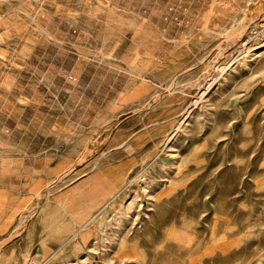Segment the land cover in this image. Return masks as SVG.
I'll use <instances>...</instances> for the list:
<instances>
[{
	"label": "rangeland",
	"instance_id": "1",
	"mask_svg": "<svg viewBox=\"0 0 264 264\" xmlns=\"http://www.w3.org/2000/svg\"><path fill=\"white\" fill-rule=\"evenodd\" d=\"M0 264H264V0H0Z\"/></svg>",
	"mask_w": 264,
	"mask_h": 264
},
{
	"label": "bare ground",
	"instance_id": "2",
	"mask_svg": "<svg viewBox=\"0 0 264 264\" xmlns=\"http://www.w3.org/2000/svg\"><path fill=\"white\" fill-rule=\"evenodd\" d=\"M256 130V129H255Z\"/></svg>",
	"mask_w": 264,
	"mask_h": 264
}]
</instances>
